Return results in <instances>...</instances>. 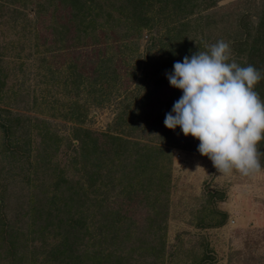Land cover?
I'll return each instance as SVG.
<instances>
[{"label": "rangeland", "instance_id": "1", "mask_svg": "<svg viewBox=\"0 0 264 264\" xmlns=\"http://www.w3.org/2000/svg\"><path fill=\"white\" fill-rule=\"evenodd\" d=\"M192 1V13L185 17L189 24L177 33L170 28L184 20L183 11L168 1L152 2L147 15L155 25L140 35L132 34L127 21L100 26L103 18L97 17L94 30L87 28L78 37L74 26H69L72 22L59 25L67 14L59 0H0V225H5L0 264H12V255L6 253L9 244L5 245L13 240L9 233L17 229L21 234L16 240H23L13 255L20 257L15 264L58 262L49 251L52 244H60L59 233L66 225L55 228V223L59 217L76 218L79 202L73 199L76 204L69 215L55 205L47 209L56 181L52 170H63L62 200H67L66 188L75 181L89 186L72 127L91 130L100 141L102 133L113 132L109 127L120 115L125 119L121 128L130 134L121 136L141 144L155 137L151 142L161 143L157 134L169 129L163 123L165 114L182 94L169 84L166 73L175 61H182L183 54L177 51L180 58L168 62V54L159 50V40L184 51L179 47L181 37L192 43L202 31L212 40L226 37V26L234 24L239 12H250L255 21L253 10L262 7V0H219L208 8L207 2ZM207 12L212 17L205 26L198 15ZM77 112H83L82 122L76 123ZM13 116H19V122H13ZM5 123L10 126L8 133ZM127 123L136 129L130 131ZM46 126L59 137L57 145L53 138L44 145ZM172 138L178 144L171 148L167 187L160 193L156 204L160 214L152 227L147 217L153 211L144 188L122 190L118 179L100 183L96 197L102 199V207L73 230L78 238L72 250L77 260L70 257L67 264H97L94 258L103 260L107 252L113 254L108 264H264V168L249 175L236 170L225 175L199 153L198 139L185 136L179 126ZM218 190L225 192L224 200L206 204L207 192ZM212 205L228 214L225 224L197 227L203 214L205 223L215 220L209 219L207 210L200 212ZM110 209L122 216L118 230L109 221ZM46 221L53 226L38 233ZM117 257L122 260L116 262Z\"/></svg>", "mask_w": 264, "mask_h": 264}, {"label": "trees", "instance_id": "2", "mask_svg": "<svg viewBox=\"0 0 264 264\" xmlns=\"http://www.w3.org/2000/svg\"><path fill=\"white\" fill-rule=\"evenodd\" d=\"M168 1L173 3L175 5L174 7L178 10L183 11L184 20H178L177 24L170 28V30L175 29V33H177L184 26L189 24V20H186L185 17L187 15H191L192 13V7L195 5L192 0H59V3L67 10V14L63 17L65 22H60L59 25L72 22L69 26L73 25V30L76 31L77 36L82 37V33L85 34L87 28H90L92 31L94 30L97 25L96 18L99 17L103 18L100 26H103V24L109 26L110 23L114 24L119 20H123L124 22L127 21L130 23V28L133 31L132 34L140 35L142 30H147V28H152L155 25H153L152 22L154 19L147 15V11L153 6L152 2L166 3ZM202 1L207 2L206 7L208 8L216 5L219 0ZM261 4L262 7H260L259 11H255L256 6L255 10H253L256 13L255 21L250 18V12H239L236 16L237 19L234 24L226 26L225 34H227V36H217L215 40H223L229 44L231 59H234L242 66L251 64L260 70L262 79L254 86V90L260 94V99L264 100V90H262V92L259 91L261 87L264 89V0H262ZM90 10L92 11L89 12ZM211 14L212 13L207 12L201 15L199 14L200 16L198 15V17L202 19L205 26H207L206 20L208 21V19L212 17ZM217 21L218 20H214L213 22ZM62 31L63 29H61L60 33H62ZM204 33L205 32L202 31L200 34L201 38L197 39V41L193 43L189 38L181 37L182 43L180 42L179 47L181 48L182 46L184 51L176 49L175 44L172 46L169 43L162 42L161 40H159L161 42L159 50L161 53L164 52L168 54L167 61H171L172 63L176 60V58H180L177 51L181 52L183 57L186 55L190 56L198 50L205 51L207 46L213 44V41L215 40L211 39L210 34ZM154 38L155 37L150 39V45L154 43ZM177 38H180V35ZM121 113L124 116L125 112L123 111ZM72 114L73 111L71 112V115ZM82 116L83 112L76 113L74 116L76 123L82 122L80 119ZM13 117H15V121L13 122H19V116ZM161 119L162 117L160 116L159 120ZM124 121L125 119L118 115L114 123L109 127L113 129V132L102 133V139L100 141H98V136L94 135L91 130L80 128L81 134L78 136L80 131L79 128L76 126L71 128L73 137L79 138H77L79 143L78 146H80L79 148L81 150L80 153L82 158V166H80V168L82 167L87 173L89 186H78V181H75L74 184L69 185L66 188L70 191L67 200H62V197L59 194H62L60 189L63 188L65 181L61 176L63 174V170H59L58 173L56 168H53L52 170L53 172H56V181L53 184V193L47 199V209L50 210L55 205L57 207V211L64 210L67 212V215H69L68 213H70L71 207L76 204L74 200L79 202L76 206V210L74 211L76 218L68 217L62 219L59 217L55 223V228H59L61 224L66 225L62 234L59 233L61 236L60 244H52L51 250L49 251L51 259L58 261L55 262V264H67L66 260L70 257L71 260H77L76 255L73 254L72 250L77 244L76 240L78 238L74 234L73 230L80 229L81 226L84 225L86 217L88 215H94L95 212L100 210L102 207V199L96 197L100 191V183L102 185H107L110 182L115 183L118 179L117 181L122 185V190L127 191V189L134 186H137V188H144L145 197H147V204L153 211V215L147 217V220H149V228L152 227V222L156 221L158 215L160 214L159 208H156V204L159 202L160 193L165 191L164 189L167 187V169L170 166L168 164L171 162V148H176V145L178 144L177 138L173 139L172 137L174 133L178 131V126L174 130L168 129L167 132L160 131V136L157 134V140H160L161 143H165V145L170 147L166 150L162 147L164 146L163 144L160 143V145L151 142L155 137L149 138V141L144 144H141L138 141L130 140L128 138L130 134L125 132L123 127L121 128ZM3 126H5L6 133H8L10 126L6 123L3 124ZM127 127H129L130 131L136 129L133 123H127ZM169 130H172L171 134ZM121 133L128 136H121ZM44 137L43 141L46 140L44 145L50 144L52 138L54 142L53 145H57L59 137L50 133L47 126L45 128ZM192 140L196 141L197 139L193 138ZM257 149L260 153L259 161L261 168H264V140H261L257 144ZM14 156L15 154H12V157ZM73 163H77V159L74 158ZM148 190L150 192V198H148ZM92 194L93 196H88ZM84 196L86 197L83 198ZM207 196L208 198L206 200V204L211 205L215 204L216 201H223L225 198V192L219 190L208 191ZM74 197H77V199ZM60 201L63 202L60 204ZM206 210L208 211L209 219L215 218V220L213 222L208 221L205 223L203 220L205 215L203 214L200 217V220L196 222L197 227H219L225 224L228 218V214L226 212L220 210L214 205L210 207L204 206L200 209V212ZM0 212L2 213V211ZM39 214L40 211L37 215ZM48 214L49 213H47V215ZM108 214H110L109 221L111 225L114 226V229H120L119 222L121 221L122 216L118 215L112 209L108 211ZM52 223L53 222L49 223L46 221L44 227H38V233L45 231L49 225L53 226ZM4 226V224L0 225L1 240L4 238L2 236V233H4ZM15 231L16 233H9V235L13 237V240L9 239L5 245L7 246V244H9V247L6 248V253L8 255H12V264H15L16 261L20 260V257H14L13 255L18 252L16 249L17 245L21 240H23V237L22 239L19 238V241L16 240V238L20 236L18 234H21V232L18 229ZM53 234L59 235L56 230H54ZM70 234H73V236L71 235V241L68 239ZM148 248L149 247L145 248L146 251ZM110 255L113 254L111 252H107V255L104 256L103 260L97 255L94 259L97 261V264H108V262H110ZM114 260L117 262L122 259L117 257V259Z\"/></svg>", "mask_w": 264, "mask_h": 264}, {"label": "clouds", "instance_id": "3", "mask_svg": "<svg viewBox=\"0 0 264 264\" xmlns=\"http://www.w3.org/2000/svg\"><path fill=\"white\" fill-rule=\"evenodd\" d=\"M166 77L182 94L165 114L164 125L179 126L185 136L198 139L197 150L220 173L259 171L264 101L254 86L262 79L260 70L231 59L229 44L218 40L175 61Z\"/></svg>", "mask_w": 264, "mask_h": 264}]
</instances>
